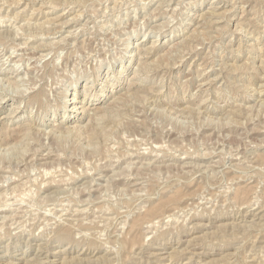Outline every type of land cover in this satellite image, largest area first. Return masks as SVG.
<instances>
[{
    "label": "rangeland",
    "instance_id": "1",
    "mask_svg": "<svg viewBox=\"0 0 264 264\" xmlns=\"http://www.w3.org/2000/svg\"><path fill=\"white\" fill-rule=\"evenodd\" d=\"M0 264H264V0H0Z\"/></svg>",
    "mask_w": 264,
    "mask_h": 264
},
{
    "label": "bare ground",
    "instance_id": "2",
    "mask_svg": "<svg viewBox=\"0 0 264 264\" xmlns=\"http://www.w3.org/2000/svg\"><path fill=\"white\" fill-rule=\"evenodd\" d=\"M136 16V15H135ZM12 50V49H11ZM10 73V72H9ZM5 92V91H4Z\"/></svg>",
    "mask_w": 264,
    "mask_h": 264
}]
</instances>
